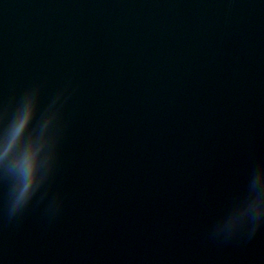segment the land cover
<instances>
[{
	"label": "water",
	"instance_id": "water-1",
	"mask_svg": "<svg viewBox=\"0 0 264 264\" xmlns=\"http://www.w3.org/2000/svg\"><path fill=\"white\" fill-rule=\"evenodd\" d=\"M29 95L0 264H264V0H0V134Z\"/></svg>",
	"mask_w": 264,
	"mask_h": 264
},
{
	"label": "clouds",
	"instance_id": "clouds-1",
	"mask_svg": "<svg viewBox=\"0 0 264 264\" xmlns=\"http://www.w3.org/2000/svg\"><path fill=\"white\" fill-rule=\"evenodd\" d=\"M41 113L32 96H26L0 134V162L9 164L18 178L14 206L22 207L40 186L44 176L46 141L37 132ZM256 209H264L258 202Z\"/></svg>",
	"mask_w": 264,
	"mask_h": 264
}]
</instances>
